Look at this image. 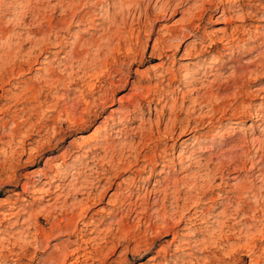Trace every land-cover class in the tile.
<instances>
[{
    "label": "rangeland",
    "instance_id": "1",
    "mask_svg": "<svg viewBox=\"0 0 264 264\" xmlns=\"http://www.w3.org/2000/svg\"><path fill=\"white\" fill-rule=\"evenodd\" d=\"M82 1L0 0V76L2 77V81H0V218H3L4 213L8 210L14 212L13 215H8L2 224L0 223V243L11 246L10 243L17 240L30 239L28 231L33 232L35 226L49 227L46 214H39V212L45 207L51 196L45 192H32L34 190L32 185H35L34 180L37 184L41 183L39 185L50 188L51 184L63 182V178L69 182L73 177L87 172L86 162L90 158L83 156L80 158L74 153L80 151V144L88 146L86 142L90 135H94L97 126L109 128L104 130L105 132L103 131L100 138L103 140L109 138L107 142H114L117 148H121L122 141L125 140L130 144L129 141L133 140L132 134L138 130L137 127V130L131 128L141 126V128H146L149 137L141 140L137 135L135 139L136 145H138L137 150H129V147L124 149L128 160L143 165L146 162L142 159L143 156H140L139 161H136L139 151L151 153V155L155 153L156 156L166 153L169 166L163 168L161 159L154 170L151 169V165L146 170L142 167V172L137 175H134L131 167L127 166L118 173L114 186L105 191V199L93 206L91 213L94 212L93 216L96 218L94 224L99 226L100 230L111 225L116 229H113L110 237L111 240L114 238L116 249L108 252L109 249L106 248V262L103 264H167V262L169 264H264V238L260 236L264 231V220L258 221L259 218L264 217V54L260 58L261 63L258 70L249 71L247 77L244 78L246 85L244 91L254 93L248 94L249 96L244 94V97L240 96L237 99L231 97L237 90L238 84L234 83V68L230 67L235 64H251L254 56L259 53L254 51V45H258L264 51V0H242L245 4L244 9H240V1H238L233 7L235 9H232L234 11L223 15L222 8L216 9V3L219 0H186L183 9L179 8L175 14H173V8L177 2H172V9L166 17L154 18L157 29L152 37L147 32L149 28L147 26L148 28L146 27L139 34V40L136 38L133 40L131 46L134 48V53L125 52V47H122L120 52L104 49L105 53H103L101 50H97V47L92 46L90 42L96 38L100 42L104 41L102 39L103 30H87V27L86 29L82 27L81 30L76 23L73 24L74 27L71 30L61 31L58 29L59 19L63 16L70 17L73 11L78 12L84 8L85 11L89 10L90 15L100 12V6L98 5L99 8L94 6L98 0ZM117 1L120 3L117 12L121 18L125 15L126 18L123 17V19L128 20L129 23L133 17L139 16L137 14L142 8H149L155 15L160 12L162 6V1L156 4V0H142L141 2L133 0V4L129 3L128 7L121 5L122 0L121 2ZM147 3L150 5L148 6ZM136 4L137 7L138 4L139 7L140 5L142 7L137 10ZM227 4L229 5V3ZM77 5H80V8H76L79 7ZM221 7H223L222 3ZM125 9H127L126 12ZM257 11L259 14H256ZM192 18L195 25H200V34L205 32L208 34L207 43H210V38L217 39L218 43L206 55L207 61L201 60L200 62L197 57H181L188 42L191 43L195 39L194 36H190L183 39V47L176 65L167 61L165 67H158L160 60L151 56L152 44L159 36L158 26L177 25L181 27V23ZM142 21H145V17ZM236 26H240V29L235 33ZM163 31L166 32V28H163L161 33H164ZM57 32L59 36H57ZM75 32L81 33L75 37ZM233 33H235L234 44H236L234 53L221 55L224 50L218 40L223 36L228 38ZM77 38L80 41L87 39L88 52L86 51V56L84 54L82 57L85 56V58L82 60V58L74 57V60L70 56L66 66L59 64L62 56H66L68 52L71 53L73 45L71 42ZM62 40L64 41L63 48H66L64 49L66 51L60 53L58 57L54 53L50 55L51 58H45L46 52L39 54L42 47H47L53 52L58 51L59 45L53 42H63ZM146 45L148 51L143 58L142 52ZM78 48L83 50L81 46ZM32 50L34 55H39V59L33 60L35 62L29 69L27 64L24 65V61ZM138 52L139 55H136ZM173 52L174 50L170 51V53ZM87 56L88 59H86ZM209 58H214V61L210 63L209 60L212 59ZM105 59H108L109 62L114 61L110 62V73L115 75L117 72L114 70L122 67L123 76L129 78V83L125 87L110 89V95L115 93V98L109 100L105 106L106 111L99 118L86 123L84 129H77L70 122L63 120L65 110L66 108L72 110L73 104L82 106V100H93L95 96L103 94L102 92L109 87V83L102 81L106 80L107 74L100 72L103 70L101 64ZM199 62L204 67L198 76H201L203 72L209 73L208 76L203 77L205 87L200 90V93L195 92L190 95L188 90L191 89V86L184 85L179 79L172 84H168L167 81L160 83L157 79V74L165 72L166 68L171 66H174L182 75L185 73L184 78L190 76L196 70L193 67H197ZM19 64L25 66L24 74L22 76L11 75V69L17 68ZM68 65H71V68ZM118 65L120 66L117 67ZM98 66L99 68H97ZM52 69H56L58 76L61 77L60 80L46 81ZM96 71H99L96 75L102 79L98 84L101 83L105 87L97 88L92 92L88 90L86 84L87 81H96L97 77L91 75ZM218 73L220 78L216 80L215 74ZM119 77H121L120 74L113 76L117 82H121L118 80ZM104 82L105 84H103ZM200 86L202 85H197V87ZM207 87L210 89L208 95L211 93L212 95L211 99L205 103L201 95ZM27 88H31V90L27 91ZM256 88L258 89L256 90ZM225 93L231 96L221 100L220 97ZM34 94H37L38 97H34ZM123 96H126V100L131 98L130 102L133 104L142 101L140 103L144 104H142L143 110H137L132 114L134 117L138 115L141 118L129 120L128 124L121 123L118 121L119 119L104 124L106 114H110L112 110L120 109V97ZM162 97L163 101L160 99ZM196 98H198V102L194 103ZM235 100L237 101L235 102ZM233 102L236 105L244 102L245 106L235 110L236 105H231ZM7 105L12 106L10 111L5 112L4 108ZM127 109H133V105L128 106ZM176 118L181 123H178L177 129L173 132L171 128ZM122 127L124 130L118 132V135L113 132L112 128L120 129ZM206 139L210 141L206 142ZM211 139L213 140L211 141ZM90 142L95 143V141ZM146 143L149 144V147L145 146ZM157 158L160 159L158 156ZM89 164L94 165L93 162ZM45 173L50 178H46ZM82 176L84 178L85 175ZM25 182H29V191L25 190ZM121 182L122 189L127 187L123 189V191L126 190L125 195L130 193L128 191L129 184L134 186L131 191H135V194L131 200L127 201L135 202L133 208L136 211L129 215L130 218H127L126 210L123 213H117L116 207L109 201L117 184ZM105 183V181L100 183L95 192L103 190V186H109L108 183ZM69 188L73 187H67L66 192ZM166 189L169 191L168 198L170 197L169 201L165 200L168 209L172 208L171 203L178 196L181 204H188V212L180 211L176 218L182 214L188 216L196 209L205 212L209 221L191 226L187 224L186 219L183 220L180 225L173 228L177 230L176 240L173 239L172 234L165 235L166 228L157 233L154 232L152 226L148 227L149 220L152 219L156 224L162 222V220H156L155 217L157 210L162 208L161 200ZM70 193L71 201H74L75 197L80 200L84 196L82 194L76 196L74 190ZM41 195L44 196L43 199L40 198ZM193 205L194 209H191L190 207ZM143 209L148 212L146 219H139L141 215L137 217L136 212ZM257 210L258 212H256ZM32 213L34 215H31ZM58 213H54V215ZM119 221L127 223L125 225L129 228L131 235L135 233L138 237L143 236L142 241H146L148 246H142L141 252L137 251L135 248L141 239L138 238L140 240L134 241L130 240V235L123 234L121 236L117 229ZM106 232L107 229L101 233L102 237ZM75 239V236L66 233L52 238L48 248H42L41 251L30 248L29 252L36 255V260L29 256L24 259V262L25 264H37L39 257H46L56 245ZM113 245L111 242L108 243L109 247ZM162 246H166V252ZM149 247L151 248L147 249ZM16 249L18 250V248Z\"/></svg>",
    "mask_w": 264,
    "mask_h": 264
},
{
    "label": "bare ground",
    "instance_id": "2",
    "mask_svg": "<svg viewBox=\"0 0 264 264\" xmlns=\"http://www.w3.org/2000/svg\"><path fill=\"white\" fill-rule=\"evenodd\" d=\"M134 1L133 0H122V2H121V0H120L121 5H123V6L126 5L125 7H128L127 5L129 3L131 4ZM138 1L141 2L142 0H138ZM160 1H162V6H161L160 12L158 14L153 15V12L149 8L145 7V9L142 8L139 11V14H137L139 16L137 17V15H136L137 18L133 17V19L129 23L128 20L123 19V17H125V15L121 18L120 14L117 12L118 11L117 8H118V6L120 4L119 1H117V0H98L96 3H94V6L97 8L98 5H99L100 8L99 7L98 8L100 9L99 10L100 12L92 13L90 15L89 12H88L89 10L85 11L84 8H82L78 12H75V11H73L71 9L73 11V13H71L72 15H70V17H67V16L61 17L59 19V21L57 22V26L59 27V28L58 27L57 28L60 29L61 31L64 30V29L71 30V28L74 27L73 24L76 23V25H78L81 30H82V27H84L83 29H86V27H87V30L88 29L103 30L102 39L104 41L100 42V40L96 38L93 42H90V44L92 46L97 47V50H101V52H103L104 49H109V51L111 49V50H113V52H115V51H117V52L119 51L120 52L122 47L123 48L125 47V52L134 53L133 52L134 48L131 45H132L133 40L135 38L137 40H139V34L142 32V30H145V28L148 26L149 27V28L147 27L148 31L146 30L148 32V34L152 37V35L155 33L154 31H155V29H157V24L154 21L155 17H158V16L166 17L168 12L170 11V9H172V2L173 3L177 2L175 4V7L173 8L174 9L173 10L174 11L173 14H175L178 11L179 8H182L183 4L186 2V0H164V1L163 0H156V4H158ZM238 1H240V6H241L240 9H244L245 4H244V2L242 0H219V2L216 3V9H221L222 8V15L226 14V13H230L231 11H234L232 9H235L233 7L236 5V3ZM81 2H83V1L81 0ZM221 3L223 4V7H221ZM227 3H229V5ZM147 5H148V3H147ZM77 6H79V7H76V8H80V5H77ZM135 6L137 7V4ZM141 7L142 6L140 5V7H139V4H138L137 10H138V8H141ZM120 9L123 10L122 8H120ZM126 10L127 9H125V12H126ZM66 12H67V10H66ZM69 12H71V11H69ZM135 14H136V11H135ZM256 14H259V12L257 11ZM222 15H220V16H222ZM143 17H145V21H142ZM51 26H54V25H51ZM158 27H159L158 28L159 29V31H158V33H159L158 35L159 36H157L156 39L154 40V43L152 44L153 46H152V52H151V56L154 59L160 60V63L158 64V67H165L167 61H170L173 65L177 64V62H178L177 60L179 59V54L181 53V50H182V47H183V39H185L187 37L194 36L195 39L194 40L191 39L192 40L191 43L188 42L187 47L184 49V51H182L181 57H184V56H186V57H197V58H199L200 62H201V60L202 61H207V59H208L206 57L207 53H209L210 50H213V48H214L213 46L218 43L216 38H210L211 39L210 43H207L208 34H206V32L200 34V25L199 24L195 25V22H194L193 18L188 20V21H186V22L184 21L183 23H181V27H178L177 25H175V26H161L160 25ZM162 27L166 28V32H164L165 31L164 30L163 31L164 33H161V31L163 30ZM1 28H3V27H1ZM13 29H14V27H13ZM80 29L78 31H80ZM238 29H240V26H236L235 27V30H234L235 33L238 31ZM248 30H247V32H248ZM52 31H53V29H52ZM10 32H8V33H10ZM72 32H74V31H72ZM245 32H246V30H245ZM249 32H250V30H249ZM80 33L79 32H75V37H76V35H78ZM235 33L231 34L228 38L223 36V37H221L218 40L219 43L221 42V44L223 45V50H224L223 54H221V55H229V54L234 53V51L236 49V44H234V39H235L234 34ZM56 34H57V36H59L58 32ZM19 35H20V33H19ZM86 40L80 41L77 38V39H75L74 42H71V44L73 43L71 53L68 52L66 54V56L65 55L62 56L63 57L62 60L60 62H58V63L59 64H64V66H66V64H68V59H69L70 56L73 57L74 60H75V58L81 59L83 57V55L86 53V51L88 52V50H87L88 47L86 45L88 42ZM35 42H36V39H35ZM115 42H116V44H115ZM53 43H56L57 45H59L60 49L58 51L53 52V51H50L51 49L49 50L47 47H42L39 50L40 51L39 54H43V53L46 52L47 55L45 56V58H49L50 55L53 54V53L58 57L60 55V53L66 51V50H64L66 48H63L64 47L63 46L64 41L63 42L58 41V42H53ZM134 45H135V43H134ZM78 46H81L83 48V50H80L78 48ZM253 49H254V51L259 52V53L254 56V60H252L251 64H239V65L235 64L233 66H230V67L234 68V73H235L234 83L238 84V86H237L238 88L233 93V96H231L230 94H226V93L222 94L223 96L220 97L221 100L223 98L224 99H228L230 96L232 98H234V99H237L240 96L244 97V94H247V95L248 94H254V93H251V92H248V91H244V87H246L244 78L247 77V75H248L247 73L249 71L252 72V71H257L258 70V67L260 66V63H261L260 58H262L261 56L264 54V51H262L259 48L258 45H254ZM172 50H174V52L170 53V51H172ZM147 51H148V46L146 45L144 50H143V52H142L143 58H145V56L147 54ZM91 52H93V51H91ZM103 53H105V52H103ZM123 53H124V51H123ZM86 54H85V56H86ZM88 54H90V53H88ZM136 55H139V52ZM85 56H84V58H85ZM88 56L90 57V55H88ZM88 56H87L86 59L89 58ZM84 58H82V60ZM38 59H39V55H34V51L32 50V51H30L28 53V58L25 59L24 65L27 64L29 66V69H31V66L33 65V63L35 61H37ZM209 59H212V60H209L210 63H212V61H214L213 60L214 58H209ZM220 59H222V58H220ZM33 60H35V61H33ZM110 60H111V58H110ZM63 61H64V63H62ZM119 61L120 60L118 59V62ZM226 61H228V60H226ZM55 62H56V60H55ZM110 62L113 63L114 61L113 62L110 61ZM110 62H109L108 59H105L103 61V64H101L102 67H103L102 68L103 70L100 71V72L107 74L106 75L107 76L106 80L105 79L104 80L100 79V77H98L99 75H96L99 71L98 72L96 71L94 74H91V75H93V76L95 75L97 77L96 81H94V82L93 81H87V84H86L87 87L89 88L88 90H91L92 92L97 90V88H102L104 86V85H101V83H100V85L98 84V82H100V80L105 81L106 83H109V87L106 88L104 90V92H102L103 94H99V95L95 96L93 100H88V99H84L83 98L84 99V100H82L83 105L80 103L82 106L73 104L72 105V110H69L68 108H66L65 115H64V118H63L64 121L70 122L71 125L73 127H77V129H80V130L84 129L86 123L99 118V116H101V114H103L106 111L105 106H107V103L109 102V100H113L115 98V93L111 94L113 96L110 97L111 96L110 95V89L114 90L115 87H125L129 83V78L123 76V73H122L123 70L121 69L122 67L121 68H117L116 70H114V71L117 72V74L113 75L112 73H110V69H109ZM200 62L198 63L199 65H197V67H193L196 70L190 76H187L185 78H184L185 73H184V75H182L181 72H179L176 68H174V66H171L169 68H166L167 70L165 72L157 74V79L160 81V83H164L165 81H167L168 84H172L175 80L179 79L181 81V83H183L184 85L185 84H187V85L189 84L191 86V89L188 90V93H190V95L192 93H195V92L200 93V90L204 89V87H205L204 86L205 85V80H204L203 77H206V76L209 75L208 72H203V74L201 76H198L200 73H202L203 67H204V65L200 64ZM77 63H79V62H77ZM24 65L23 64H19V65H17V68L13 67L11 69V75H15L16 74V75L22 76V74H24V72L26 71V68H25ZM68 66L71 68V65H68ZM80 66H81V64H80ZM112 66H114V65L112 64ZM119 66L120 65H118L117 67H119ZM252 66H254V67H252ZM45 67H47V66H45ZM45 67H43V68H45ZM115 67H116V65H115ZM66 68H68V67H66ZM97 68H99V66ZM102 73H99V74H102ZM119 74L121 75V77H119L118 80H121V82H117V80H115L113 78V76H117ZM215 76H216V80L220 78L219 73L215 74ZM46 79H47L46 81H54V80H60L61 77L58 76L56 69H52L49 72V77H47ZM0 81H2V77L1 76H0ZM105 82L103 84H105ZM199 84H201L202 86L197 87V85H199ZM80 89H82V88H80ZM162 89H163V87H162ZM257 89L258 88H256V90ZM29 90H31V88H27V91H29ZM209 90L210 89H208V87H207L205 92L201 95V97L204 98L203 102H205V103L209 99H211L210 96L212 95V93L210 95H208L209 94ZM163 92H165V91H163ZM186 92H187V90H186ZM63 95H65V94H63ZM126 96L120 97L121 107H120L119 110H117V111L112 110V112L110 114H108V115L106 114V116L104 118L105 121L103 122L104 124H107L109 122H115L118 119H119L118 121H120L121 123L126 124L129 120H137V118H139V119L141 118L138 115H135V117H134V115H132V114L135 111H137V110H143V108H144V106H142L143 103H140L142 101L138 102L137 104H133V103L130 102L131 98L126 100ZM140 96H141V94H140ZM34 97H38V95L34 94ZM201 97H199V98H201ZM160 99L162 101L164 100L163 97L160 98ZM134 100H135V98H134ZM236 101L237 100H235V102ZM135 102H136V100H135ZM197 102H198V98H196L194 100V103H197ZM235 102H233L231 105H236ZM182 103H184V102H182ZM243 103L236 105L235 110L245 106ZM132 105H133V109H127L128 106H132ZM11 106L12 105H9V106L7 105V107L4 108V111L5 112L8 111V110L10 111ZM213 110H215V109H213ZM92 118H94V119H92ZM160 121H162V120H160ZM178 123H181V121L176 118L175 121H174L173 127L171 128V131L174 132L175 129H177ZM136 127H137L138 130L136 129ZM107 129H109V128H107L105 126H97V128H95V130H94V135H90L89 140H87V142H86L88 144V146L85 145V144H80V146H79V150L80 151H77V152L74 153L75 156H79L80 158L82 156L84 158H90V160L86 162V168L85 169H87V172H84L83 174H80V175L75 176L73 178L71 177L72 179L69 182H66L65 181L66 179L63 178L62 179L63 182H60V183H57V184H51L50 183L51 184L50 188H45L44 185L41 186V185H39L41 183L37 184L36 181L34 180L35 185H32V187L34 189L32 192H45L47 195L51 196L50 198H48V203L45 205L44 208L40 209L41 211L39 212V214H41V213L43 215L46 214V216L48 218V221H49V227L46 228L43 225L35 226L34 229H33L34 230L33 232H31L30 230L28 231V233H30V235L28 234V236H30V239L17 240L14 243H10L11 246H5L4 244L0 243V264H25L24 259H26L29 256H31L32 258H34V260H36L35 259L36 255H33V254H31L29 252L30 248H35L38 251H41L42 248H48L50 246V244H51V239L52 238L59 237L61 234H64V233H66V234H68L70 236H75L76 239L72 240V241H70V240L69 241H65V242H63L61 244L56 245L53 250L49 251V253H48V255L46 257H39V260H38L37 264H96V262H98V264H103V263L106 262V259H105V256L107 255V254H105L106 248L109 249L108 252H110V251L112 252V251H114L116 249L115 246H117L113 242L114 238L112 240L110 239V237L112 236V233H113L112 231L115 228H112L111 227L112 225L109 226L108 228H106L107 232H106L105 236L102 237L101 233L103 231H105L106 229L100 230L99 226L94 224V221H95L96 218H94V216H93L94 212L91 213L93 206H95L97 203L102 202L105 199V191H107V189H109V188L111 189L114 186V184L116 183L115 178L118 176V173L121 172L127 166L131 167L132 173H134V175H137V174L141 173L142 172V169H141L142 167L145 168V170H146V168L149 165H151V169L154 170L155 167L159 164L158 163V162H160L159 160H161V159H162V162H163V165H162L163 168H166V167L169 166L168 165L169 163H167V158L168 157H167L166 153H165V155H161V154L157 155L160 158V159H158L157 156L155 155V153L151 155V153L147 154V153H142L141 151H139L138 155L136 157V161H139L140 156H143L142 159L144 161H146L145 164H143V165H139V163H134V162L128 160V156L125 154L124 149L129 147V150H133V149L137 150L138 145H136L137 141L135 140L137 135L140 136L141 140H145L147 137H149L148 134H147L148 131H146V128H141V126L132 127L131 128L132 130L133 129L137 130L136 132H134L132 134L133 135V138H132L133 140L129 141L130 144H128V142L126 140L124 142L122 141V145L123 146L121 148H117V145L114 142L113 143H108L109 141L107 142V139H109V138H107L106 140H103V139L100 138L101 135H103L102 134L103 131L107 130ZM112 129H114L113 132H116V135H118L117 134L118 132H122L124 130L123 127L120 128V129H115V128H112ZM129 133H131V132H129ZM152 135H154V134H152ZM173 136H174V134H173ZM125 138H126V136H125ZM112 140H110V141H112ZM212 140L213 139H211V141ZM90 141H95V143H91ZM205 141L208 142L210 140L206 139ZM145 146L149 147V144L146 143ZM260 149H261V147H260ZM83 152H85V154H83ZM158 153H161V152H158ZM91 162H93L94 165L91 166L89 164ZM82 175H85L84 178H82L83 177ZM45 176H46V178L49 177L47 175V173H45ZM130 180H131V177H130ZM104 181L106 183H108L109 186H106V187L103 186V190H101L98 193L95 192L96 188H98L100 183H102ZM28 185H29V182H27L25 184V190L26 191H29ZM67 187H73V188L72 189L69 188V190L66 192ZM132 187L134 188V186L132 184H129V187H128L129 190L128 191L130 193L129 194L126 193L128 195H125L126 190L123 191V189H126L127 187L122 189V182L118 183L115 191L111 194V196H110L111 198L109 199L110 203H113V205L116 207L117 213H120V212L123 213L124 210L127 211V214H128V215H126L127 218L129 217V215L134 214V212L136 211L133 208V205L135 206V202H133V201L127 202L128 199L131 200L133 198L134 194H135L134 193L135 191L134 192H133V190L131 191ZM72 190H74V194L76 196L80 195V194H82L84 196L82 198H80V200H78L77 197H75L74 201H71L70 200L71 199V195H69V193ZM136 191H137V189H136ZM139 191H140V189H139ZM168 192L169 191H167V189L163 192L164 196H163V198L161 200L162 201V208H159L157 210V214H156V217H155L156 220H158V221L162 220V222L161 223L157 222L158 224H156L152 219L149 220L150 224L148 225V227L152 226L151 228L154 229L153 230L154 232L157 233V232H159V231H161V230L166 228V234L165 235L172 234L173 235V239L176 240L177 230H174L173 228H175L178 225H180L183 220L186 219L187 224L191 225V226H195L196 224L209 221L208 215L205 214V212H202L201 210L199 211V210H196V209H195L194 212H192L188 216L186 214H182L181 216H179V218H176V215L180 211L188 212V210H187V209H189V208H187L188 204L184 203V202H183L184 204H181L180 203L181 202L180 201V197L178 196L177 198H175L172 201V203H171L172 204V208L168 209V206L165 203V200L169 201V198H170V197L168 198V194H169ZM157 194H158V192H157ZM40 198L43 199L44 196L41 195ZM190 208L194 209V205L191 206ZM57 212H59V213L57 215H54V213H57ZM256 212H258V210ZM136 213H137V217H139V215H141V217L139 219H143V218L146 219V214L148 212H147L146 209H143L142 211H138ZM261 213L263 214V211ZM0 214H1V212H0ZM13 214H14L13 211H9V210H8V212L6 211V213H4V217L0 218V223L2 224L6 220L8 215H13ZM31 215H34V214L32 213ZM258 216H259V214H258ZM258 216H257V218H258ZM93 218H94V220H93ZM262 220H264V217L258 219V221H262ZM118 223H119V226L117 227V229H118V232L120 233L121 236L123 234L130 235V237H131L130 240H134V241L135 240L137 241V240L141 239V241L137 242V245H136V248H135L137 251L141 252L142 246H144V247L148 246L147 245L148 243L146 241H142L143 236H139L138 237V235H136L135 233H132V235H131L129 228L125 225L127 223L124 224V223H121V221H119ZM191 228H193V227H191ZM93 234H95V235H93ZM260 236L262 238H264V231L260 234ZM138 238H140V239H138ZM20 239H21V237H20ZM109 242H111L114 245L109 247L108 246ZM142 242H146V243H142ZM166 246H162V248H163V250L165 252L167 251V249H165ZM175 247H177V246H175ZM16 248H18V250ZM150 248L151 247H149L147 249H150ZM32 258H31V260H32ZM167 264H169V263L167 262Z\"/></svg>",
    "mask_w": 264,
    "mask_h": 264
}]
</instances>
